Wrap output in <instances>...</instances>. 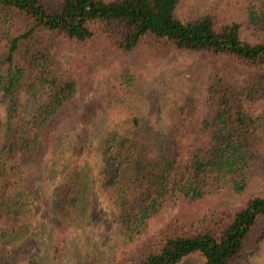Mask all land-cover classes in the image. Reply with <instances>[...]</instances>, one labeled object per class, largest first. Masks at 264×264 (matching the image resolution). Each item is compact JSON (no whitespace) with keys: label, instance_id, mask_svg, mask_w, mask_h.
I'll use <instances>...</instances> for the list:
<instances>
[{"label":"trees","instance_id":"1","mask_svg":"<svg viewBox=\"0 0 264 264\" xmlns=\"http://www.w3.org/2000/svg\"><path fill=\"white\" fill-rule=\"evenodd\" d=\"M175 50L192 59L146 89L129 60ZM0 95V264H253L264 248V106L245 108L264 100V0H0ZM167 206L124 262L98 256V227L128 247Z\"/></svg>","mask_w":264,"mask_h":264},{"label":"rangeland","instance_id":"2","mask_svg":"<svg viewBox=\"0 0 264 264\" xmlns=\"http://www.w3.org/2000/svg\"><path fill=\"white\" fill-rule=\"evenodd\" d=\"M248 33L246 32L244 37L248 38ZM74 48L72 46L67 47L63 51L58 53L59 58L63 61V63H68L71 60L73 55ZM192 54L188 51H179L175 50L164 56L163 58H150L149 56H142L136 57L134 59H130L129 61L133 64H138L144 73L146 78V89L150 90L153 88L154 83L156 82V78L158 74L163 69L169 70L172 66H184L186 65L191 59ZM119 61H121L120 56L113 55L110 58H105V61L102 65L99 66L98 70L93 76L91 87H90V94H99L105 89V86L111 81L112 74L114 71V67L119 65ZM89 97V96H88ZM6 106V99L0 95V115H3ZM264 106V100L259 99L255 101H246L245 108L251 114L256 115L258 114ZM109 117L107 115L102 116L99 118L97 123L93 127V134L95 143L93 146V156L91 157L92 162L96 159V151H99L102 145L101 134L105 128L106 123L108 122ZM69 129L68 124L65 127ZM71 130L73 127H70ZM90 162L89 167L93 166V163ZM226 198L230 203L237 204L239 203L238 197L232 193H228ZM35 203V201L33 202ZM36 204V203H35ZM40 208H43L39 206ZM176 207L167 206L165 207L160 213L157 215L152 216L148 220L147 227L144 233L137 236V238L128 246L123 247L119 240L114 237V235H109L106 233L107 229L105 230V235L102 234L104 231L102 228L98 227V230L92 237V241L94 246L96 245V251L98 252V256L103 259L104 261H119L124 262L133 252L134 250L140 245L141 241L153 231L160 228L163 223L170 218V216L175 212ZM42 211V209H41ZM40 210L37 212L38 216L40 215ZM40 217V216H39ZM33 219V226L39 225V220L35 217ZM46 242L40 243L33 247V253L37 254L41 259H46ZM251 262L253 264H264V248L261 251L256 252L255 254L251 255ZM181 264H202L200 259L197 257L189 258L183 261Z\"/></svg>","mask_w":264,"mask_h":264}]
</instances>
